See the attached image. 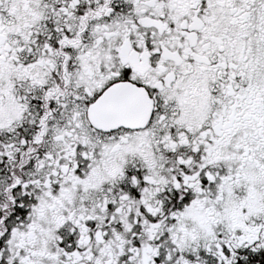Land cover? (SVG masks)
Segmentation results:
<instances>
[{
    "label": "snow or ice",
    "instance_id": "snow-or-ice-1",
    "mask_svg": "<svg viewBox=\"0 0 264 264\" xmlns=\"http://www.w3.org/2000/svg\"><path fill=\"white\" fill-rule=\"evenodd\" d=\"M0 264H264V0H0Z\"/></svg>",
    "mask_w": 264,
    "mask_h": 264
}]
</instances>
